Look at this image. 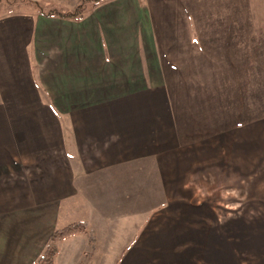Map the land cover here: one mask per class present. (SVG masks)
<instances>
[{
	"label": "crops",
	"instance_id": "obj_1",
	"mask_svg": "<svg viewBox=\"0 0 264 264\" xmlns=\"http://www.w3.org/2000/svg\"><path fill=\"white\" fill-rule=\"evenodd\" d=\"M232 123L259 147L264 0L0 15V264H31L78 220L96 244L66 238L57 264L184 261L176 248L158 251L173 242L161 222L154 236L152 212Z\"/></svg>",
	"mask_w": 264,
	"mask_h": 264
},
{
	"label": "rangeland",
	"instance_id": "obj_2",
	"mask_svg": "<svg viewBox=\"0 0 264 264\" xmlns=\"http://www.w3.org/2000/svg\"><path fill=\"white\" fill-rule=\"evenodd\" d=\"M83 1L0 0V15L69 11ZM86 1L84 16L109 0ZM240 127L232 123L230 133L217 132L210 140L214 151L208 163L198 165L193 177L173 182L176 195L159 200L165 202L153 210L154 236L160 234L161 222V237L173 242L158 251L176 248L183 255L184 261L167 264H264V133L255 148V142L241 141Z\"/></svg>",
	"mask_w": 264,
	"mask_h": 264
},
{
	"label": "trees",
	"instance_id": "obj_3",
	"mask_svg": "<svg viewBox=\"0 0 264 264\" xmlns=\"http://www.w3.org/2000/svg\"><path fill=\"white\" fill-rule=\"evenodd\" d=\"M94 2L98 0H93ZM87 1L81 2L75 9L69 11H61L57 9L43 11L47 15H56L63 18L69 19H80L85 15L87 10L86 6ZM79 233H85L88 237V243L91 247H94L96 244V237L94 230L90 227L87 221L78 220L71 222L61 228L55 229L47 243L44 252L40 257L32 262L31 264H57L56 256L59 253V244L71 236L77 235Z\"/></svg>",
	"mask_w": 264,
	"mask_h": 264
}]
</instances>
